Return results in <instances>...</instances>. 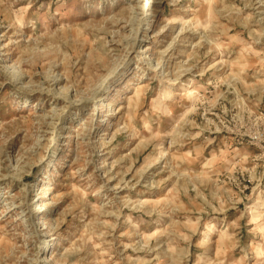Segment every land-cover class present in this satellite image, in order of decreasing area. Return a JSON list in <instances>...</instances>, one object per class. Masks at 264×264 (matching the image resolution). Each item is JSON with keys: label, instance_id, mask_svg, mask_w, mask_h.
Instances as JSON below:
<instances>
[{"label": "rangeland", "instance_id": "374dc122", "mask_svg": "<svg viewBox=\"0 0 264 264\" xmlns=\"http://www.w3.org/2000/svg\"><path fill=\"white\" fill-rule=\"evenodd\" d=\"M146 1L0 0V264H264V0Z\"/></svg>", "mask_w": 264, "mask_h": 264}, {"label": "bare ground", "instance_id": "6f19581e", "mask_svg": "<svg viewBox=\"0 0 264 264\" xmlns=\"http://www.w3.org/2000/svg\"><path fill=\"white\" fill-rule=\"evenodd\" d=\"M206 1V0H205ZM148 3H150V0L144 2V4L141 6L142 8H145L148 6ZM155 232H153L152 234H154ZM210 237V234L209 232H205L203 233V237L202 239L200 240V242H204L205 240H207L208 238ZM220 248V247H219Z\"/></svg>", "mask_w": 264, "mask_h": 264}]
</instances>
